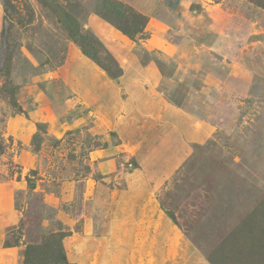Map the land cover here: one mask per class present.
Listing matches in <instances>:
<instances>
[{
    "label": "rangeland",
    "instance_id": "obj_1",
    "mask_svg": "<svg viewBox=\"0 0 264 264\" xmlns=\"http://www.w3.org/2000/svg\"><path fill=\"white\" fill-rule=\"evenodd\" d=\"M75 1L94 58L0 0V264L58 233L70 264H211L258 209L264 232V6Z\"/></svg>",
    "mask_w": 264,
    "mask_h": 264
},
{
    "label": "trees",
    "instance_id": "obj_2",
    "mask_svg": "<svg viewBox=\"0 0 264 264\" xmlns=\"http://www.w3.org/2000/svg\"><path fill=\"white\" fill-rule=\"evenodd\" d=\"M37 1L50 9L70 38L82 48L86 55L94 58V54L88 49L87 37L81 33L79 25L80 4L75 0ZM253 1L264 6V0ZM3 3L10 29L12 25H10V20L16 14L15 6L12 0H4ZM169 4L172 5V2H169ZM118 5L117 11L120 20L117 30L133 40L144 32L148 24V18L131 7L119 2ZM3 150L4 146L0 142V154L3 153ZM263 206L264 203L261 204V208ZM258 210L251 213L248 222L243 226V236H237V231L233 232L212 252L213 254L210 257L211 264H264V232L259 226H254V223L250 220L252 217L256 218L261 215L256 214ZM262 215L264 216V211ZM64 236L63 233L52 234L40 245L27 246L24 254V264H70L63 245ZM236 237H238L237 240Z\"/></svg>",
    "mask_w": 264,
    "mask_h": 264
}]
</instances>
